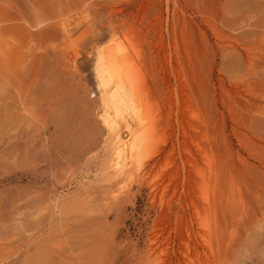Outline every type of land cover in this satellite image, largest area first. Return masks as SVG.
<instances>
[{"label": "rangeland", "instance_id": "1", "mask_svg": "<svg viewBox=\"0 0 264 264\" xmlns=\"http://www.w3.org/2000/svg\"><path fill=\"white\" fill-rule=\"evenodd\" d=\"M0 39V264H264V0H0ZM118 42L149 138L115 198Z\"/></svg>", "mask_w": 264, "mask_h": 264}, {"label": "bare ground", "instance_id": "2", "mask_svg": "<svg viewBox=\"0 0 264 264\" xmlns=\"http://www.w3.org/2000/svg\"><path fill=\"white\" fill-rule=\"evenodd\" d=\"M96 60V78L100 93V105L103 109L101 119L109 133L107 168L112 174V178L117 180V186L111 191V196L116 198L128 190L139 175L132 170H134L133 166L138 155L145 150L148 142V116L143 112L144 101L140 99L137 91L133 90L132 77L135 75L132 73L137 72V69L133 72V64L129 60L125 44L118 42L111 49L102 50ZM136 75L138 77V74ZM122 122L126 135L121 129Z\"/></svg>", "mask_w": 264, "mask_h": 264}]
</instances>
